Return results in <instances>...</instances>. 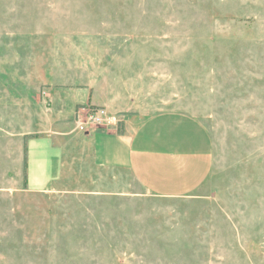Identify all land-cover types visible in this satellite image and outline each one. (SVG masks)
<instances>
[{
  "label": "rangeland",
  "instance_id": "374dc122",
  "mask_svg": "<svg viewBox=\"0 0 264 264\" xmlns=\"http://www.w3.org/2000/svg\"><path fill=\"white\" fill-rule=\"evenodd\" d=\"M101 106L198 119L208 178L160 197L98 165L74 115ZM55 116L58 178L23 189ZM0 264H264V0H0Z\"/></svg>",
  "mask_w": 264,
  "mask_h": 264
},
{
  "label": "crops",
  "instance_id": "0c3cea01",
  "mask_svg": "<svg viewBox=\"0 0 264 264\" xmlns=\"http://www.w3.org/2000/svg\"><path fill=\"white\" fill-rule=\"evenodd\" d=\"M68 115L73 118L74 114ZM51 119L49 134L28 137L26 185L23 140V189L43 191L58 178L61 157L53 142L58 133L53 128L56 116ZM84 138L98 165L128 169L148 192L160 197H180L196 190L212 167V142L207 129L198 119L184 113L159 112L134 128L126 124L121 134L113 127H90Z\"/></svg>",
  "mask_w": 264,
  "mask_h": 264
},
{
  "label": "built area",
  "instance_id": "2783aa9c",
  "mask_svg": "<svg viewBox=\"0 0 264 264\" xmlns=\"http://www.w3.org/2000/svg\"><path fill=\"white\" fill-rule=\"evenodd\" d=\"M74 123L77 127L82 126H117L118 120L115 115L108 112L105 107H96L89 110L77 111L74 115Z\"/></svg>",
  "mask_w": 264,
  "mask_h": 264
},
{
  "label": "trees",
  "instance_id": "16d2710c",
  "mask_svg": "<svg viewBox=\"0 0 264 264\" xmlns=\"http://www.w3.org/2000/svg\"><path fill=\"white\" fill-rule=\"evenodd\" d=\"M116 128V132L118 133V134H121V133H123V123H122V121H120V123L119 124H117V126L115 127ZM28 137H30V136H28ZM27 148H26V146H25V156H24V183H25V185H26V180H27V177H26V166H27Z\"/></svg>",
  "mask_w": 264,
  "mask_h": 264
}]
</instances>
